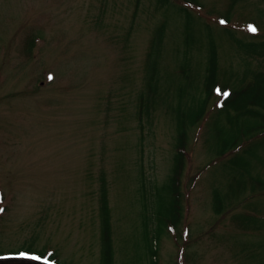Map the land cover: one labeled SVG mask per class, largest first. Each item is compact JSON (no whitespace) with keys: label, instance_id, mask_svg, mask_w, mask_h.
<instances>
[{"label":"rangeland","instance_id":"374dc122","mask_svg":"<svg viewBox=\"0 0 264 264\" xmlns=\"http://www.w3.org/2000/svg\"><path fill=\"white\" fill-rule=\"evenodd\" d=\"M198 1L204 7H189L191 20L221 39L220 64L264 70V57L244 58L222 39L217 15L228 0ZM177 6L163 11L167 52L158 61L169 97L140 126L145 52L163 17L156 0H0V252L47 253L60 264H264V135L252 132L236 158L230 151L211 164L217 131L232 129L223 117L186 130L179 217L165 222L174 208L165 187L176 149L174 87L184 80L171 53L182 48ZM227 27L264 38V0L237 3ZM251 176L261 186L232 198L236 180Z\"/></svg>","mask_w":264,"mask_h":264},{"label":"trees","instance_id":"16d2710c","mask_svg":"<svg viewBox=\"0 0 264 264\" xmlns=\"http://www.w3.org/2000/svg\"><path fill=\"white\" fill-rule=\"evenodd\" d=\"M243 1L228 0L226 8L218 13V22L225 26L226 32V36L222 39L227 43L229 42L235 50L243 54L244 58L247 56L250 59L263 58L264 38H240L227 27L233 8L237 3ZM174 4L179 6L177 7L180 13L177 16L182 17L180 31V46L182 48L175 46L171 49V53L172 56L178 55V59L182 60L177 67V73H181L184 80L179 78L180 81L174 87L176 107L173 112V119L177 132L176 149L169 183L165 185L170 192L169 203L174 207L169 211L171 216L165 222L172 225L176 223L179 217V205L182 199L180 183L186 164V130L189 127L200 124L205 118L207 122L212 114L223 117V121L225 120L224 122L227 123L226 125L232 126L229 133L225 130V126H221L217 131L215 146L218 157L214 158L211 164L217 162L220 158H224L230 151H235L234 158H236L240 154L237 150L243 147L246 142L244 139H248L252 132H255V136L264 135V70L250 68L247 64L242 69H233L220 64L218 46L221 39L217 42L213 38L211 30L208 32L196 31V26L191 20L189 7H204L203 3L198 0H181L178 3L172 0H156V8L161 11L163 17L161 16L158 26L151 33L145 52L146 72L143 77V87L137 96L136 110L140 126L142 125L143 116L148 118L151 110L161 101L160 99L164 96L169 97L167 95L168 85L161 82L162 76L158 70V61L161 59L162 54L167 52L166 43L164 42L167 26L163 11L168 12V7L174 9L173 6H176ZM247 24L252 29L257 27L253 18ZM33 44L34 39L28 38L25 45L26 55H30ZM198 52L203 53L202 65L199 64L200 61L194 62L193 59V54ZM162 89H165V91L161 92ZM158 91H160V96L157 95ZM239 160L241 164L242 161L240 158ZM236 164L238 169L245 171V165ZM99 181V208L100 215L105 223L103 224L105 225L103 226V234L105 235L108 234L107 222L109 220L107 189L104 178L101 177ZM261 184L262 180H259L257 176H251L247 180L240 178L236 180L231 196L233 198L247 188L254 190ZM215 197L217 199L215 210L219 213L222 209V202L218 199V196ZM226 197H228V194ZM108 245L107 240L104 246L106 256L110 255ZM151 248L152 257H155L156 247L152 242ZM47 256H44V253L32 254V252L26 250H17L6 253L0 252V261H3V263H19L9 261L11 259L26 258L29 260H24V262L28 263V261L40 262L42 259H52L51 255Z\"/></svg>","mask_w":264,"mask_h":264},{"label":"snow or ice","instance_id":"6c2138e0","mask_svg":"<svg viewBox=\"0 0 264 264\" xmlns=\"http://www.w3.org/2000/svg\"><path fill=\"white\" fill-rule=\"evenodd\" d=\"M252 31H255V29L253 28V29H251Z\"/></svg>","mask_w":264,"mask_h":264}]
</instances>
